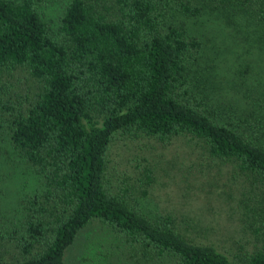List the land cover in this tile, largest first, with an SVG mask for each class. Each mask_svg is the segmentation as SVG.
Returning <instances> with one entry per match:
<instances>
[{
  "label": "trees",
  "instance_id": "1",
  "mask_svg": "<svg viewBox=\"0 0 264 264\" xmlns=\"http://www.w3.org/2000/svg\"><path fill=\"white\" fill-rule=\"evenodd\" d=\"M48 8L0 0V168L12 170L0 173V264H68L93 222L133 264H264V113L217 104L205 45L186 24L202 13L263 24L264 0H63L56 18ZM179 137L249 179L251 251L194 242L116 172L114 147Z\"/></svg>",
  "mask_w": 264,
  "mask_h": 264
},
{
  "label": "rangeland",
  "instance_id": "2",
  "mask_svg": "<svg viewBox=\"0 0 264 264\" xmlns=\"http://www.w3.org/2000/svg\"><path fill=\"white\" fill-rule=\"evenodd\" d=\"M62 3L47 0V12L56 18ZM218 17V13H202L186 21L205 45L204 58L213 82L208 89L220 107L240 101L250 112L264 113V23L249 18L239 25L234 23L239 21L225 22ZM225 23L234 24L229 27ZM200 146L189 137L166 144L150 139L149 147L139 143L114 147L111 160L116 162L120 178H129L137 196L140 190L145 192L144 204L151 214L171 216L194 242L213 245L225 254L251 251L255 239L246 228L241 207L251 187L249 179L230 163L209 158ZM147 168L149 185L143 177ZM10 171L0 168L6 176ZM17 185L9 184V199L16 200L18 193L25 194L31 186L28 180ZM65 261L133 264L123 243L98 222L81 232L67 250Z\"/></svg>",
  "mask_w": 264,
  "mask_h": 264
}]
</instances>
